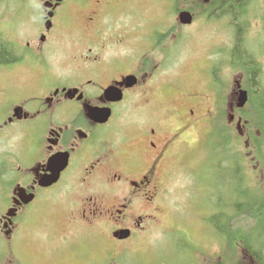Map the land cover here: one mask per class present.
Instances as JSON below:
<instances>
[{"label": "flooded vegetation", "instance_id": "obj_1", "mask_svg": "<svg viewBox=\"0 0 264 264\" xmlns=\"http://www.w3.org/2000/svg\"><path fill=\"white\" fill-rule=\"evenodd\" d=\"M8 1L7 31L0 33L5 35L0 41L5 50L4 56L0 54V130L5 132L0 173L9 164L16 180L8 192H0L6 195L0 198L5 211L0 215V238L6 247L0 250L4 260L0 264L30 261L25 252L22 258L28 261L17 260L13 253L17 247L13 244L22 239L20 228L41 206L61 205L62 200L64 209L78 215L48 246L51 253H45L46 245L57 227L45 225V235L38 238L42 256L35 261L52 260L56 253L64 256L75 244L74 236L97 233L106 250L91 264H122L120 244L137 242L158 222L157 214L167 200L170 163L182 139L203 123L206 136L217 133L220 110H227L228 125L236 124L238 134L246 136L247 157L260 168L255 138L246 134L249 123L241 114L264 110L262 104L251 105L254 94L264 92V58L258 62L255 57L264 44L254 49L243 39L252 29L264 35V0H246L237 16L218 13L220 0H182L180 11L190 13L192 19L179 23V30L197 26L203 33L196 40L201 49L193 69L203 82L195 93L179 90L165 59L157 62V55L150 54L158 45L153 29L143 31L140 23L120 20V37L106 42L105 18L116 6L123 11L121 7L138 0ZM221 16L231 18L232 39L226 50L220 43ZM239 28L240 48L257 67L256 92L246 65L237 57ZM124 45L129 48L126 53L121 49ZM165 51L166 46L159 50ZM191 74L187 70L186 75ZM123 110H138L136 134L120 142ZM172 114H179L182 121L175 130L168 124ZM12 141L16 145L8 149ZM260 176L264 188V168ZM261 198L264 207V194ZM13 208L14 216L7 217ZM124 231L127 238H121ZM243 251L247 263L253 264L256 254L247 247ZM139 256L136 251L134 259Z\"/></svg>", "mask_w": 264, "mask_h": 264}, {"label": "rangeland", "instance_id": "obj_2", "mask_svg": "<svg viewBox=\"0 0 264 264\" xmlns=\"http://www.w3.org/2000/svg\"><path fill=\"white\" fill-rule=\"evenodd\" d=\"M183 5L182 0H138L121 7L123 11H120V5H118L105 18L103 27L105 26L108 31L106 41L108 43L112 42L114 38L120 37V20L124 23H129V21L140 23L143 31L149 28L153 29L155 42H158V45L157 49L150 54L157 55V62L165 59V64L172 71V80L174 83H178L179 90L195 93L197 86L202 87L203 82V77L197 72L193 75V69L195 70L197 67V57L201 49L198 43L196 44V40L203 33L197 26L192 27V30H179L181 27L179 22L175 23L173 20L175 17L177 20L178 12ZM9 9L10 2L0 0V33L7 31L8 16L6 11ZM120 13H122V19H120ZM169 14L172 15L173 19ZM222 18L223 16H221L219 25L222 34L220 43L221 49L226 50L232 39L230 37L232 25L229 23L231 20L229 16L224 18L225 20ZM237 23L239 22L237 21ZM204 31L206 32L207 29L204 28ZM191 33L193 37H191ZM246 38L248 42H245L249 44V47L254 45V47L252 46L254 49L258 44L261 48L264 44V35H261L259 30L246 31L243 39L246 40ZM4 39L5 35L0 36V41L3 42ZM165 46L167 51L165 53L159 52L160 48L165 49ZM122 47L121 49L125 53L129 49L126 45ZM131 53L133 54V50ZM143 54L142 51L140 55ZM222 54H224L223 51ZM262 56L264 58V47L259 54H255L258 62L263 60ZM222 68L225 69L226 67ZM190 69L192 74L186 75L187 70ZM222 74L227 73L222 71ZM189 81L192 84H188ZM129 103L126 106L132 108ZM254 104L255 101L253 100L251 105ZM137 111L123 110L120 118V142L127 136L135 137ZM256 112L259 113L258 110H243V113H240H242L243 119L249 123L246 134L257 139L253 140V144L256 147L257 160L261 163L260 168L259 166L255 168L257 163H250L247 157L246 136L238 134L236 124L233 127L228 125L227 110H220L218 114L217 121L220 123L216 128L219 130L217 133L214 134L212 131V135L206 136V123L194 127L182 139L178 154L170 163L169 180L166 185L168 189L167 200L160 207L161 212L157 214L158 222L155 224V228L140 234L139 240L135 243L120 244V261L122 264H248L243 251L245 247L256 254H253V264H264V248L255 246L253 242H251L252 248H250L241 238L236 239L234 235L236 232H251L256 225L255 218L250 215L251 212H244L243 204L245 202L243 199L237 200L234 197V201L240 202L241 208L239 211L235 210L231 217L230 227L234 230L233 235H229L227 238L224 236L221 238L220 235V239L217 240L215 232L206 219L211 218L214 214L213 208L216 204V202L214 203V196L217 191L227 196L226 194L233 193L237 188L235 171H220L214 163L216 160L220 161L227 158L229 153L234 155L235 169L239 171V178L242 179V184L245 182L248 192L254 198L256 195L261 197L264 194V188L260 181V179L263 180L260 171L264 168V117L261 114L257 115ZM158 116L165 120L164 114L159 111ZM181 123L179 114H172L168 117V124L173 126L172 129L174 130ZM4 136L5 132L0 130V142L4 140ZM224 136L228 138L226 142H224ZM13 145L15 146L16 143H11L8 149H12ZM14 159L10 158L9 160ZM15 180L16 176L7 164L6 170L4 168L0 173V186H2L0 192H8L9 184ZM5 196V194L0 195V198ZM72 199H74L73 196ZM62 204H64L63 200ZM62 204L52 203L48 206H41L42 208L34 218L25 220L24 226L20 228L22 239H17V242L13 244L15 247L17 246L13 252L17 260L24 257V252L31 257L29 262L22 264H91L93 258L100 256V253L106 250L105 241L98 236L99 234L81 233L74 236L72 241L75 244L68 249L64 256L56 253L52 260L47 257L48 260H41L40 263L35 261L36 258L42 256L40 245L42 247L43 245L38 241V238L45 235V225L57 227V231L48 238L51 242L46 245L45 253H51L48 246H51L54 240H58V237L63 234L62 229H68V225H72L70 221L78 215L77 212H69V210L64 209ZM4 213L3 206L0 205V215ZM59 230L60 232H58ZM260 240L262 241V239ZM2 243L0 238V246ZM2 247V251L4 248L6 249V247ZM136 251L139 252L140 256L139 259L135 260ZM0 260H2L0 263L4 261L2 258ZM13 260L16 262L14 257ZM22 260L28 261L29 259L26 257Z\"/></svg>", "mask_w": 264, "mask_h": 264}, {"label": "trees", "instance_id": "obj_3", "mask_svg": "<svg viewBox=\"0 0 264 264\" xmlns=\"http://www.w3.org/2000/svg\"><path fill=\"white\" fill-rule=\"evenodd\" d=\"M246 0H220V3L218 4L217 11L218 13L228 12L231 13L233 16H237L239 12L243 9L244 4ZM241 29H238V35H237V57L243 61V64L246 65L247 72L251 78V83L254 85L253 89L256 92L258 90L257 84H256V74H257V67L255 63L252 61L251 58L246 56L244 54V50H241ZM0 54L1 56L5 55V50L1 47L0 48ZM254 101L255 104H262L264 106V92H260L257 95L254 94ZM259 113L256 112L257 115L261 114L264 117V110H258ZM264 121V120H263ZM224 142L228 140L226 136ZM255 140H257L255 138ZM229 143V142H228ZM219 145V144H218ZM227 145V144H225ZM224 145V146H225ZM222 147V146H221ZM229 150V149H228ZM225 158V157H224ZM234 155L232 153H229V156L225 159H221L220 161H215L216 167L220 171H235L236 173V183L237 188L233 193L226 194L227 196L221 194L217 191V194L214 196V203L216 202L214 206V214L211 216V218L208 219V224L211 226L213 232H215V235L228 237L229 235H233L232 228L230 227L231 223V217L235 210L239 211V208H241L240 202H237V200H244V212H251V217L255 218V228L248 233H234L236 239H242L245 244H255V246L260 247L261 249L264 248V207H263V201L262 196H254L248 192L247 187L245 185V182L242 184V179L239 178L238 172L235 169L234 165ZM227 192V191H225ZM234 197L237 198V200L234 201ZM261 237V238H260ZM262 239V241L260 240ZM242 242V241H241ZM242 242V244H243Z\"/></svg>", "mask_w": 264, "mask_h": 264}, {"label": "water", "instance_id": "obj_4", "mask_svg": "<svg viewBox=\"0 0 264 264\" xmlns=\"http://www.w3.org/2000/svg\"><path fill=\"white\" fill-rule=\"evenodd\" d=\"M180 19H181L182 23H188L191 21L190 15L188 13H182L180 15ZM13 213H14V210H11L8 215L13 216ZM128 235H129V233L124 231L121 233V238H126V237H128Z\"/></svg>", "mask_w": 264, "mask_h": 264}]
</instances>
